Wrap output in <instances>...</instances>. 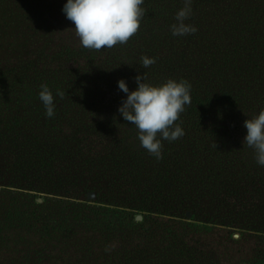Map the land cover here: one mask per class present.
<instances>
[{"label": "trees", "instance_id": "obj_1", "mask_svg": "<svg viewBox=\"0 0 264 264\" xmlns=\"http://www.w3.org/2000/svg\"><path fill=\"white\" fill-rule=\"evenodd\" d=\"M253 26L239 25L231 34L224 33L213 41L201 39L210 43L199 51L185 43L179 51L167 46L152 51L151 55H157L156 67H167L176 60L192 72L189 80L188 76L183 78L191 85L192 102L176 122L185 135L173 142L162 141L163 158L159 161L141 146L135 126L120 115L118 108L127 95L122 91V97H114L104 106L108 113L98 116L90 112L77 127L73 125L76 115L85 109L81 95L68 99L65 107L62 103L61 119L53 116L42 124L33 118L15 119L14 128L34 122L33 129L50 130V139L35 151L25 150L21 166L8 161L15 159L13 153H4L8 163L2 165L13 179L1 190L0 244L11 246L9 242L18 239L23 256L30 257L31 264H52L63 260L46 252L55 246L84 243L82 250L88 251L81 257H85L119 241L124 245L120 262L156 263L154 250L142 247L151 239L142 230L127 229L121 222H97L99 227L90 222L91 213H100L96 205L105 203L123 207L131 217L136 212L144 214L149 234L159 233L166 225L171 227L168 221L188 225L189 229L177 226L168 233L178 240L179 246L170 250L175 248V260L180 264H237L251 258L254 264H264V167L247 171L257 162L253 150L243 144L247 134L244 121L263 109L257 95L259 87H251L262 79L259 62L247 56L249 47L254 46ZM159 28L165 30L161 25ZM234 32L245 33L242 43L235 40ZM233 40L240 53L228 58L225 50L220 57L217 48L212 49L211 61L205 59V48ZM236 64L238 76L232 75ZM32 131L25 129L26 135L30 132L28 139ZM91 191L96 199L88 206L85 200ZM37 197L43 202H37ZM187 210H191L193 220L202 221L205 230L193 229L196 225L182 221ZM234 233L241 238H233ZM204 234H218L215 245L203 243ZM170 263L175 264L172 259ZM74 264L87 263L80 259Z\"/></svg>", "mask_w": 264, "mask_h": 264}, {"label": "rangeland", "instance_id": "obj_2", "mask_svg": "<svg viewBox=\"0 0 264 264\" xmlns=\"http://www.w3.org/2000/svg\"><path fill=\"white\" fill-rule=\"evenodd\" d=\"M66 2L67 0H0V201L4 198V193L1 191L3 184H9L13 179L12 174L4 169L2 163L9 161L21 166L24 163L21 157L25 150L35 151L41 147L42 142L47 138L50 139L48 135L50 130L40 129L39 126L33 129L34 122L26 123L25 128H14L12 124L18 117L20 120L23 119L22 121L37 119L42 121L39 122L41 124L49 119L39 100L40 86L44 83L48 85L56 104L52 119L64 115L62 103L65 107L68 99L75 95L84 96L85 109L76 115L75 123H73L77 127L80 123L78 121L89 118L86 116H90V112L98 116L108 113L104 106L114 97L121 96V90L118 88V81L121 79L126 81L129 91H133L137 88L135 82L137 75H143L146 79L144 82L151 84L154 82L153 85H161L168 79L180 81L186 76L188 80L192 77V72L185 68L184 63L171 60L167 67H156L155 62L145 69L142 67L141 57L153 58L152 51L165 50L164 46L175 47L179 51L182 43L187 44L186 46L190 49L195 47L194 50L199 51L203 44L210 43H202L201 39L213 41L214 37H221L224 33L231 34V29L234 30L239 25L246 27L254 25L251 29L254 46L249 47L247 56L248 59L253 58L259 62L260 70L258 71L262 79H256L257 82H253L251 87H259L257 95L264 109V26H262L264 25V0H193L192 16L185 23L195 26L198 31L187 36H173L170 31V26L175 23L176 12L183 7V0H144L142 7L145 9V15L141 20L138 33L126 44H118L112 49L105 48L101 51L88 50L80 45L79 38L72 29L75 25L62 11ZM255 22L257 24H254ZM160 25L165 27V30H160ZM234 33L237 41L241 42L245 37V33ZM229 42L231 41L226 43ZM226 43L205 48V59L211 61L212 49L217 48L220 57L224 56L225 50H227L228 58L240 53L236 49L234 40L222 49L221 47ZM187 55L195 56L189 52ZM154 58H157V55ZM232 75H239L237 64L233 65ZM196 76L198 78L197 71ZM57 90L65 93L63 99L57 95ZM10 111L15 112L10 114ZM25 129L33 130L30 139H28L30 132L26 135ZM7 151L13 153L11 156H15L14 160L4 159ZM252 164L254 168H249L247 171H254L260 166L258 163ZM242 174L244 175L245 172ZM95 199L96 193L88 192L86 205H94ZM36 201L43 202V199L37 197ZM95 208L100 213H91L88 219L96 226L99 227L97 222L103 221L110 222L112 225L121 222L127 229H140L143 234L150 236L151 239H146L142 247L154 250L156 255L153 261H157L154 264H165V260L171 264L170 259L175 264L181 263L175 260L177 254L173 251L175 248L170 250L173 246H179L178 240H174V236L168 233H173L171 229L176 231L177 226L181 230L189 229L188 225L182 226V222L168 221L171 224L170 227L162 221V225H166L165 227L169 229L165 230V227H161L159 233L149 234L150 231H147L149 224L143 223L145 217L141 212H136L134 217H131L123 210V207L105 203H98ZM119 215H122L123 219ZM183 220L188 224L196 225L193 229L205 230L201 227L202 221L192 219L191 210L186 211V218ZM232 237L241 238L239 233H234ZM217 238L218 234L211 236L204 234L202 242L215 245ZM114 243H109L114 246L103 245L96 249L94 252L96 257L95 254H89L91 257H81L88 251L87 248L82 250L84 243L65 247L55 246L46 252L63 258L62 261L52 264H74L80 259L87 264H124V261L120 262L119 259L124 245L119 241ZM9 244L11 246L0 244V264H31L30 257L23 256L20 247L22 244L18 239ZM134 249L136 248L131 250ZM253 261L254 258H251L237 264H254L255 261Z\"/></svg>", "mask_w": 264, "mask_h": 264}, {"label": "clouds", "instance_id": "obj_3", "mask_svg": "<svg viewBox=\"0 0 264 264\" xmlns=\"http://www.w3.org/2000/svg\"><path fill=\"white\" fill-rule=\"evenodd\" d=\"M193 0H183L175 14L170 31L173 36L195 34L198 29L185 23L193 13ZM144 0H67L62 11L75 27L72 28L80 45L88 50L112 49L118 44L129 42L140 29L145 15ZM142 67L147 69L156 58L141 57ZM143 75H137V88L129 91L124 79L118 81V88L126 95L118 108L124 121L137 129L141 146L157 161L162 156V141L173 142L182 138L184 130L176 122L191 105V85L186 80L168 79L161 85L144 82ZM39 100L45 108L46 117L55 115L56 104L46 83L40 86ZM63 99L65 93L57 90ZM247 134L243 144L253 150L258 165L264 167V109L258 115L248 118L243 125Z\"/></svg>", "mask_w": 264, "mask_h": 264}]
</instances>
